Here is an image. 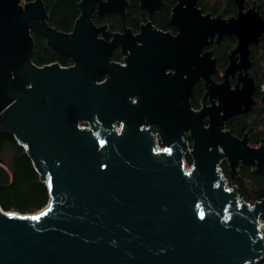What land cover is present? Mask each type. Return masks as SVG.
I'll return each mask as SVG.
<instances>
[{
	"label": "water",
	"instance_id": "obj_1",
	"mask_svg": "<svg viewBox=\"0 0 264 264\" xmlns=\"http://www.w3.org/2000/svg\"><path fill=\"white\" fill-rule=\"evenodd\" d=\"M140 1L151 13L164 6L162 0ZM185 1L173 14L178 36L149 21L136 36L126 29L113 37L93 14L98 7L99 15L113 12L124 19L127 0H82L68 33L48 23L44 0H0V131L16 136L47 177L50 192L37 212L0 205V264L263 259L264 198L251 204L239 199L237 187H227L218 148L224 147L235 178L240 160L264 172V145L250 147L229 132L215 136L222 120L206 130L189 99L195 81L215 71L214 62L205 73L204 66L190 70L177 58L185 47L197 54L212 28L233 31L242 43L256 39L261 28L253 19L247 22L248 15L230 22L202 16L195 0L189 1L192 14L181 17ZM33 30L74 65H36ZM119 46L125 65L110 58ZM240 111L227 109L223 118ZM187 130L195 134L189 169ZM156 133L163 150L156 147ZM11 180L0 163V189Z\"/></svg>",
	"mask_w": 264,
	"mask_h": 264
},
{
	"label": "flooded vegetation",
	"instance_id": "obj_2",
	"mask_svg": "<svg viewBox=\"0 0 264 264\" xmlns=\"http://www.w3.org/2000/svg\"><path fill=\"white\" fill-rule=\"evenodd\" d=\"M127 1L128 5L124 19L119 14L113 12L99 15L97 7L93 14L95 24L107 26V29L113 33V37L116 33H124L126 29H132L134 36H136L141 33V28L149 21L158 30L174 36L180 34L181 29L179 25L174 24L172 19L174 10L179 6L181 0H162L164 6L160 10H154L152 13L143 10L141 8V1L135 0L136 9H139V13L132 14L128 18V8L132 0ZM189 1L191 2L192 0L184 2L181 17L192 14L189 11ZM195 7L201 12L202 16L209 15L211 19L220 18L223 22H230L233 19L238 20L241 14L248 15L247 22H249V19H253L254 23L261 28L260 34L256 39H249L243 43L239 35L233 31L220 33V28H212L207 32V36L204 39L205 42L197 54L190 48L185 47L181 51V54H179L180 52L178 53L177 58L190 70H194L196 65L204 66L200 69L205 73L212 62H214L215 71L209 77L200 76L195 81L193 92L189 99L192 112L202 115L204 128L206 130L210 129L211 126L215 128L214 125L222 120L223 123L219 126L220 130L217 133L215 132V136H223L222 132H229L238 140L246 138L250 147L257 148L263 146L264 0H195ZM109 14H115L120 17L122 22L121 28H117L116 26L115 30H113L111 28L112 23L108 20L101 23L95 21L96 17L105 18ZM72 31L73 29L70 32ZM41 37L45 39L43 36ZM60 55L71 60L69 66L63 67L74 65V61L70 56ZM114 57H118L121 61L114 60ZM110 58L112 61L125 65V56L122 54L120 46L113 50ZM231 65L234 66L233 69L228 70ZM175 72V68L167 70V73L174 74ZM188 75V72H185L184 78H187ZM104 79V76L100 77V81ZM227 109H241V111L228 118H223ZM183 140L187 141L188 144V150L184 154L185 165H187L190 160L193 161L192 151L195 142L193 131H185ZM218 149L224 154L220 166L228 182L237 187L238 190L240 185L244 183L245 169L264 176V172H257L255 165L250 166L240 160L236 168L235 178H231V166L226 151L222 144H219Z\"/></svg>",
	"mask_w": 264,
	"mask_h": 264
},
{
	"label": "trees",
	"instance_id": "obj_3",
	"mask_svg": "<svg viewBox=\"0 0 264 264\" xmlns=\"http://www.w3.org/2000/svg\"><path fill=\"white\" fill-rule=\"evenodd\" d=\"M81 1L44 0L48 23L61 32H70L80 17ZM135 13H139V9H136V1L132 0L128 8L127 18ZM106 17H96L95 21L101 23L108 20L112 23L111 28L113 30L116 26L117 28L122 27L118 15L109 14ZM32 35L34 38L32 60L36 65L45 66L54 62H58L62 66L71 64L70 59L55 52L47 41L35 31H32ZM113 59L121 61L118 57ZM0 163L12 174L11 182L0 189V205L5 211L33 213L43 209L48 204L50 192L47 177L36 169L25 147L9 131H0ZM189 163H192V160ZM244 178V183L240 185L238 190L240 197L251 204L261 201L264 198V176L245 169ZM257 264H264V257Z\"/></svg>",
	"mask_w": 264,
	"mask_h": 264
},
{
	"label": "built area",
	"instance_id": "obj_4",
	"mask_svg": "<svg viewBox=\"0 0 264 264\" xmlns=\"http://www.w3.org/2000/svg\"><path fill=\"white\" fill-rule=\"evenodd\" d=\"M85 127H89V126H85ZM155 141H156V147H157V149H159V150H163V149H165L164 146H163L162 139H161V136L159 135V133H156V134H155ZM190 166H191V163L185 165L186 169H189ZM219 169H220V172H221V176H222L224 179H226V181H227V187L230 188V189H232V188H233V185L231 184V186H230V184H229V182H228V179H227V177L225 176V174H224V172H223L221 166H219ZM239 199H242V198L239 196Z\"/></svg>",
	"mask_w": 264,
	"mask_h": 264
},
{
	"label": "rangeland",
	"instance_id": "obj_5",
	"mask_svg": "<svg viewBox=\"0 0 264 264\" xmlns=\"http://www.w3.org/2000/svg\"><path fill=\"white\" fill-rule=\"evenodd\" d=\"M25 2H28L27 0H23V3H25ZM84 126H88L87 124H85ZM188 164H190V163H188ZM230 184V186H231V183H229ZM234 187V186H233ZM262 222H263V224H264V217H263V220H262ZM264 231V230H263Z\"/></svg>",
	"mask_w": 264,
	"mask_h": 264
},
{
	"label": "bare ground",
	"instance_id": "obj_6",
	"mask_svg": "<svg viewBox=\"0 0 264 264\" xmlns=\"http://www.w3.org/2000/svg\"><path fill=\"white\" fill-rule=\"evenodd\" d=\"M226 176V175H225Z\"/></svg>",
	"mask_w": 264,
	"mask_h": 264
}]
</instances>
